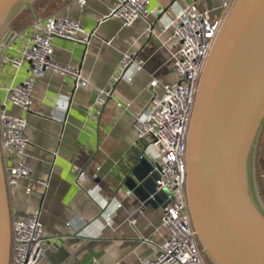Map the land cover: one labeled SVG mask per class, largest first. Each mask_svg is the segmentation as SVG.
<instances>
[{"label": "crops", "instance_id": "crops-1", "mask_svg": "<svg viewBox=\"0 0 264 264\" xmlns=\"http://www.w3.org/2000/svg\"><path fill=\"white\" fill-rule=\"evenodd\" d=\"M117 1L85 0L80 6L78 0H34L32 7L40 6L28 8L30 15L14 32L12 43L19 47L22 34L33 33L31 25L47 16L71 19L94 31L87 48L52 40L53 61L80 70L89 87L74 90L71 78L53 71L36 81L25 130L30 181L21 180L7 195L11 221L40 208L45 252L39 264H141L157 255L168 236L160 221L166 195L148 199L154 189L149 174L154 150L148 140L136 139L133 116L147 108L152 79L159 83L154 89L158 95L163 86L178 84L172 67L178 43L170 27L176 15L192 3L212 20L222 19L233 0H150L154 13L128 27L119 18L104 20ZM124 54L142 60V69L130 68L113 83ZM26 74V68L20 70L17 82ZM111 85V98L96 104L97 90ZM6 113L19 116L21 111L9 104ZM72 166L89 177L95 174L101 190L95 191L90 178L76 181ZM26 187L31 193H25Z\"/></svg>", "mask_w": 264, "mask_h": 264}, {"label": "built area", "instance_id": "built-area-1", "mask_svg": "<svg viewBox=\"0 0 264 264\" xmlns=\"http://www.w3.org/2000/svg\"><path fill=\"white\" fill-rule=\"evenodd\" d=\"M78 3L83 6L85 0H78ZM149 3L150 0H118L104 20L119 18L125 27L137 20H147L154 13L149 9ZM220 24L221 19L212 20L207 11H199L192 3L176 15L170 27L172 38L178 43V49L172 54V67L178 84L163 86L162 93L158 95L154 89L159 83L152 79L147 108L133 116L136 139L148 140V147L154 150L149 174L155 177V192L148 199L154 200L158 193L166 195L160 221L168 230L157 255L152 259H142L141 264H206L188 212L185 157L197 84ZM31 28L34 32L23 33L19 47L12 43V39L0 55V155L9 196L21 180L30 181L31 177L24 152L28 144L25 130L26 116L32 112V92L36 81L47 71H53L61 77L71 78L74 90L89 87L80 70L53 61L52 40L60 38L87 48L94 31L87 32L74 20L53 16L35 21ZM148 31L153 29L149 27ZM142 66L143 61L134 55H122L113 83L123 79L128 69L138 71ZM23 68H26V77L17 82V74ZM111 95L112 85L109 90H97L95 103L102 105ZM9 104L17 107L21 114L8 115L6 108ZM92 110L90 106L89 113ZM72 172L76 181L90 178L95 191L101 190L95 174L89 177L78 166H72ZM37 183L47 186L46 181ZM25 193H31V189L26 187ZM117 207H120L119 203ZM39 217L40 208H36L30 215L11 221L9 264H39L41 261L45 239Z\"/></svg>", "mask_w": 264, "mask_h": 264}, {"label": "water", "instance_id": "water-1", "mask_svg": "<svg viewBox=\"0 0 264 264\" xmlns=\"http://www.w3.org/2000/svg\"><path fill=\"white\" fill-rule=\"evenodd\" d=\"M33 1L0 0V55L15 37L11 21ZM263 126L264 0H233L197 84L185 157L188 212L209 264H264V201L255 175ZM10 254L0 155V264H9Z\"/></svg>", "mask_w": 264, "mask_h": 264}, {"label": "rangeland", "instance_id": "rangeland-1", "mask_svg": "<svg viewBox=\"0 0 264 264\" xmlns=\"http://www.w3.org/2000/svg\"><path fill=\"white\" fill-rule=\"evenodd\" d=\"M34 5H35V8L32 7L33 10H36V8L40 6L39 4H36V3ZM27 9L28 8L23 9L20 12V14L17 15V17L11 21L10 25L8 26V29L12 30L13 32L18 31V27L20 25L19 22H21L26 15L27 16L30 15V12ZM262 154H264V126L262 127V130L260 132L259 140L256 146V155H262ZM255 175L257 176L258 183H264V171L256 173ZM205 262L206 264H208L207 260Z\"/></svg>", "mask_w": 264, "mask_h": 264}, {"label": "trees", "instance_id": "trees-1", "mask_svg": "<svg viewBox=\"0 0 264 264\" xmlns=\"http://www.w3.org/2000/svg\"><path fill=\"white\" fill-rule=\"evenodd\" d=\"M261 171H264V154L255 156V173H259ZM259 192L262 200L264 201V183H259ZM207 263L209 264L208 261Z\"/></svg>", "mask_w": 264, "mask_h": 264}]
</instances>
